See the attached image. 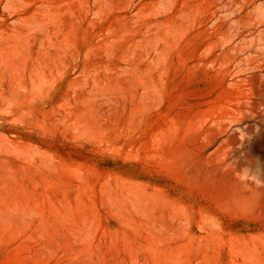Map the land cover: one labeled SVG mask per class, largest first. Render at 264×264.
<instances>
[{"label":"rangeland","instance_id":"rangeland-1","mask_svg":"<svg viewBox=\"0 0 264 264\" xmlns=\"http://www.w3.org/2000/svg\"><path fill=\"white\" fill-rule=\"evenodd\" d=\"M0 264H264V0H0Z\"/></svg>","mask_w":264,"mask_h":264}]
</instances>
